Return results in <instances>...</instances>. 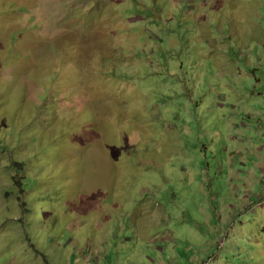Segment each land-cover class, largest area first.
<instances>
[{"label":"rangeland","instance_id":"374dc122","mask_svg":"<svg viewBox=\"0 0 264 264\" xmlns=\"http://www.w3.org/2000/svg\"><path fill=\"white\" fill-rule=\"evenodd\" d=\"M12 114L62 137L60 210L26 217L50 264H264V0H0ZM24 148L0 151V254L47 264L8 219Z\"/></svg>","mask_w":264,"mask_h":264},{"label":"trees","instance_id":"16d2710c","mask_svg":"<svg viewBox=\"0 0 264 264\" xmlns=\"http://www.w3.org/2000/svg\"><path fill=\"white\" fill-rule=\"evenodd\" d=\"M23 96L18 100L17 104L21 105L23 102ZM33 106L29 107L28 110L32 111ZM37 119L34 116H31L23 125L22 128H15L18 124L17 116L10 115L8 123H5V127L8 128V131L0 132V151L8 152L10 144H5L3 142L4 137L9 139L13 136L16 138L15 148L10 151V154H13L17 147L21 144L24 145V150L27 151L24 157L15 159L11 158V163L14 167L15 183L18 184L19 189L22 191L19 196V202L17 206L10 202L9 205V220H16L19 223L20 232L19 237L25 241L27 244L33 246L39 252H42L45 262H49L50 259L46 256L45 253L36 246V242L32 240V235L30 234L26 222V217L28 214L35 215L36 218L43 219L45 216L52 211V206L60 210L59 201L57 199V194L54 190V183L52 174V166H55L57 163L62 162V153H61V136L58 135L55 138L45 137L44 130L41 129V134H34L29 137V139L22 138L21 131H30L33 130L36 126ZM21 127V126H20ZM18 129V130H17ZM20 129V130H19ZM10 142V140H9ZM38 191L42 194V199L40 201L32 200L30 198L24 199L23 196L29 191ZM15 187H11L5 190V194L15 193ZM6 219V218H5ZM59 219L55 224L59 225ZM65 229V228H64ZM52 228L50 226L44 231V239L50 240V232ZM63 230V229H62ZM13 235L15 233H12ZM60 239H58L57 244H61L67 237H62V234L58 233ZM64 236V235H63ZM70 237V236H69ZM63 240V241H62ZM11 239L6 241L5 249L0 254V263L1 264H11L14 257V252L9 248V242ZM48 242V241H46ZM223 242L220 243L222 245Z\"/></svg>","mask_w":264,"mask_h":264},{"label":"crops","instance_id":"0c3cea01","mask_svg":"<svg viewBox=\"0 0 264 264\" xmlns=\"http://www.w3.org/2000/svg\"><path fill=\"white\" fill-rule=\"evenodd\" d=\"M264 151H261V153L259 154V155H261V156H259L260 158H264L263 156H262V153H263ZM263 164V165H262ZM262 164H261V166H259V168H260V170H262V171H264V160H263V162H262ZM264 181V180H263ZM264 184V183H263Z\"/></svg>","mask_w":264,"mask_h":264}]
</instances>
